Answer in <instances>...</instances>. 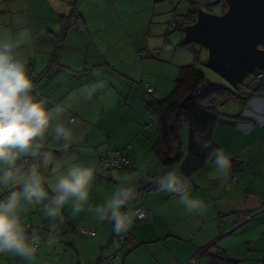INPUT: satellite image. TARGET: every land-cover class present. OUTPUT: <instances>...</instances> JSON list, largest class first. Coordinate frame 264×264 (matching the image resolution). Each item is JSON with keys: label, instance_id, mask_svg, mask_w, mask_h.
I'll return each mask as SVG.
<instances>
[{"label": "crops", "instance_id": "0c3cea01", "mask_svg": "<svg viewBox=\"0 0 264 264\" xmlns=\"http://www.w3.org/2000/svg\"><path fill=\"white\" fill-rule=\"evenodd\" d=\"M34 1L29 0L26 6L29 16L25 19L15 18V11L8 5L0 7V14L10 13V18L3 24L12 28L4 32L15 34L21 30L27 31L30 39L23 49V54L28 58L29 73L32 75L38 97L45 99L49 109L57 106L64 109L63 118L66 121L72 120L71 126L76 131V142L68 147L62 142L46 139L45 149L56 151L53 165L47 170L46 176L54 181L55 170L59 175L69 165L77 163L94 167L96 181L94 179L92 186L95 189L90 192L93 196L92 204L96 198H101L99 188L105 178L108 196L111 182L118 183L119 177L129 181L133 176L130 171L144 173V181L160 174L165 166L153 150L159 132L154 128L156 123L146 105L148 99H155L161 80L148 76V66L155 60L147 59L153 56L150 50H155L154 54H157L161 48L150 42L145 45L143 40L136 39L139 32L145 31L147 23H141L132 29L131 19L128 24L124 22L126 12L124 15L115 12L113 7L102 8L98 1L84 3L83 0H42L43 5H47L52 14L41 13L36 20L32 12ZM72 13L81 17L73 20V25L60 41L61 16ZM0 34L4 33L0 31ZM123 38L127 42L121 45ZM55 51L57 54L52 69L47 75L37 79L49 65ZM155 62L157 65L165 63ZM166 65L168 63L163 64L174 74L177 68ZM133 74H141V82L138 85L131 82ZM147 85L154 87L153 93L148 94ZM249 92L252 93L251 98L246 104H242L240 112L224 114L225 117L218 120L213 131L217 149L222 150L231 160L229 176L224 178L218 172L214 163L216 157L212 153L203 171L190 180L183 179V182L190 185L193 196L204 201L206 211L202 214L187 213L178 203V197L161 187L141 191L142 194L151 190L148 196L143 198V201L147 198L148 203L135 207L145 206L150 209L152 215L148 221L154 226H149L148 231L140 236L142 239H137V242L140 241L137 246H131L132 238L126 237L125 242L120 240L123 245H127L123 246L125 251H120L118 247L110 246L113 245L114 239L110 240V235L103 233L100 227L102 221L87 223L89 227L97 230V234L92 236L94 246H90L92 252L97 249V264H105V261L109 264H193L191 259L194 257L196 264H202L203 260L206 261L205 264H209V260L200 255L207 248L210 253H219L228 258L231 256L225 247H219L217 252H213L210 249L212 246L209 245L217 241L204 239L203 234L209 218L216 219L219 230H225L227 233L228 220H231L230 226H233L235 219L243 222L248 215L264 209V81L260 89ZM117 150L126 151L131 167L98 171L100 159L108 152ZM183 165L178 163L174 167L179 179L182 177L180 170ZM152 167H155L153 172L150 171ZM233 175L237 176V180L232 179ZM153 193L156 194L153 196ZM63 214L66 222L72 227L69 232H78L80 228L73 225L74 221L69 220L71 213L67 207L64 208ZM27 222L31 224L28 230L35 229L37 233L46 226L42 221L34 224ZM103 224L109 225L106 221ZM185 233L187 237L180 236ZM152 236H156L157 241L163 242L164 246H150L149 244L153 243ZM41 246L38 252L47 249ZM71 246H76V243L73 241ZM84 247L85 243L80 247L81 255L78 253L82 258L86 257L88 251ZM5 256L9 260L17 259L11 254ZM106 256L113 258L108 260ZM89 259L90 257L86 260ZM95 259L89 261L90 264ZM201 259L202 261H198Z\"/></svg>", "mask_w": 264, "mask_h": 264}, {"label": "clouds", "instance_id": "9594fccd", "mask_svg": "<svg viewBox=\"0 0 264 264\" xmlns=\"http://www.w3.org/2000/svg\"><path fill=\"white\" fill-rule=\"evenodd\" d=\"M29 39L26 30L0 34V195L7 193L0 199V254L33 264L41 244L51 247L57 240L50 235L45 241L35 229L28 230L22 220L27 204L46 200L45 215L54 221L63 220L65 207L73 214L91 212L100 221L111 223L114 232L122 233L137 218L136 210L130 207L137 194L130 181L119 177L113 194L93 206L90 192L94 167L77 163L69 165L54 181L46 176L54 161V154L45 149L46 139L68 147L76 142V131L71 126L73 121L63 118L64 109H49L45 99L38 97L28 58L23 54ZM213 154L218 172L227 178L232 168L229 156L220 149ZM157 182L178 197L187 213L206 211L204 201L193 196L190 185L181 181L175 170L166 171Z\"/></svg>", "mask_w": 264, "mask_h": 264}, {"label": "rangeland", "instance_id": "374dc122", "mask_svg": "<svg viewBox=\"0 0 264 264\" xmlns=\"http://www.w3.org/2000/svg\"><path fill=\"white\" fill-rule=\"evenodd\" d=\"M7 1L0 0V7H6L7 5L11 7L13 11H15V18L25 19L29 16V11L26 7L29 4V0ZM68 1L74 2V0ZM87 1H92L95 3L96 1H98L102 8L108 7L111 9L113 7V9H115V12L117 11V13H124V15L126 12V15L124 16V22L125 24H128L131 19L132 29L136 28L141 23H147L145 31L142 33L139 32L136 36V39L138 41L143 40L145 45L146 43L150 42L151 44L161 48V51L157 54H154L156 52L155 50H150L153 56H150L147 61L155 60L165 62L163 64L168 63V65L166 66H169L170 64L177 68L174 74H172L170 73L171 71H168L170 69L168 67H164L163 64L161 65L160 63H158L157 65V62L155 61L149 64L148 76L152 77L153 79L155 78V80L161 79L159 83V92L155 96V99L160 100L168 96L175 86L176 79L180 75L181 67L196 62V55L193 50L199 53L198 57L200 62H196V64L198 68L204 72L209 84L231 87L237 93L240 91V89L234 88L224 77H222L216 71L206 66V62H204V60L207 59L208 50L204 46L192 43L191 46L193 50L181 46V42L184 40V32L181 30V26L183 23L188 21L187 15L191 11V4L189 0H83L84 3H87ZM201 3V7L204 9H206L204 7L205 5H209L206 2ZM208 7L209 9L206 10L211 11V13L215 14H221L223 13V10L226 9V6L220 1L210 4ZM32 12L36 20L43 13H46L48 15L52 14V12L49 11L47 5H43L42 0H35L33 2ZM134 13H136V15H134ZM100 15L102 16V12H100ZM0 16V20L2 23L0 24V31L6 33L4 31L11 30L12 27L10 25L4 26L3 22L8 21L7 18H10V13H2L0 14ZM176 23H180V26L177 28L174 26ZM126 42L127 41L123 38L120 43L121 45H124ZM139 75L136 76L135 74H133L134 77L132 76L131 81L133 84L138 85L141 82V74ZM128 77L131 78L130 76ZM241 109L242 103L240 101H230L225 105L219 107L221 113L219 119L225 117L224 114H234L236 112H240ZM154 128H157V124H155ZM189 135V127L185 123L180 130V136L185 154L189 149ZM152 169H155V167H152L150 169V171L152 172L155 171ZM164 169L165 168L163 167V170L162 172H160V174L148 178L147 181H144V173H141L139 171H130L133 176L129 181L134 187L137 194V198L130 202V207L132 209L135 210V206L138 204H146L147 198L144 199L145 201H143V198L144 196H148L151 190L146 191V193H142L143 195L140 192L145 191L151 183L157 182L159 177L163 175ZM126 172L129 173L127 169ZM54 174L55 176H57L58 171L55 170ZM94 179L96 181V177ZM180 180L183 181V178L181 177ZM106 181L107 180L105 178L103 180L101 188H99V195L101 196V198H99V200L96 198L92 203L93 206L102 204L113 194L115 188L117 187L118 183L112 181L110 194L106 196L108 194V189L105 188ZM92 189L95 188L92 187ZM154 194L156 193H153V196ZM6 195L7 193L0 195V199H3ZM92 200L93 196L90 193V203L92 202ZM45 203H47L46 200L42 203L27 204V210L22 217L23 222H26L25 225L29 224V222L27 221H30L33 224L38 223L39 221L44 222L46 226L45 228L43 227L44 229L41 228L38 234L42 238H44L45 241L50 235L54 236L57 240V243L52 245L51 247H49L46 243H42L46 244V246L41 247H47V249H44L41 252L37 253V260L33 262V264H90L91 262L89 261H93L95 259V255L97 252V249L95 250V252H92V249L90 248V246H94V244H92V240L94 239V237H82L79 231L76 232L73 230L69 232L70 228L72 229V227L68 222H66L64 214L62 221H60L59 219H56L54 221L48 218L45 215ZM67 208L68 211H70V217L72 218H70L69 220L74 221L73 225H76L79 228L83 227L84 225H88L87 223L93 224L96 223V221H100L94 213L83 211L77 214H73L71 208ZM246 218L247 219L243 222H241V220L235 219V223L233 224V226H230L232 222L231 220H228V222H226L229 226L227 230V233H229L228 235H226L227 233L225 232V230H219L216 219L209 218L204 226L203 237L204 239L211 238L217 241L215 242V244L209 245L212 246L210 249L213 252H217L219 247L228 248L227 251H229V254L232 256H229V258L238 261V264H264V209L252 213ZM103 223L104 221H102L100 224L103 233L106 236L109 234L110 240L111 238L114 239L113 245L111 244L110 246H116L120 249V251L123 252L125 251L123 246L127 245H123L120 242L121 237H131L132 241H130V245L137 246V244L140 242H137V239H142L140 236L148 231V229L150 228L149 226H154L151 221L141 222L136 218L127 231L116 233L113 231V225L111 223H109V225L107 226H105ZM89 226L90 225H88V227ZM180 236L187 237V234H181ZM152 237L153 238H151V241H153V243H150V246H160V244L164 246L163 242L157 241L156 236ZM97 238H99V236H97ZM168 240H170V238H168ZM73 241L76 243V246H71L73 244ZM83 243H85L84 248L88 250L85 258H82L80 256V247H83ZM65 244H69L70 246H65ZM139 245L141 246V243ZM106 251H108V249H106ZM78 253L80 255H78ZM89 257L90 259L86 260ZM105 258L109 259L110 257L106 256ZM198 261H202V259ZM105 262V264H109L108 261ZM205 262L206 261L203 260L202 264H205ZM24 263L29 264L28 261H24L18 257L15 260H9L7 259V256H2V254H0V264ZM97 263L98 259H95V261L92 262V264Z\"/></svg>", "mask_w": 264, "mask_h": 264}, {"label": "trees", "instance_id": "16d2710c", "mask_svg": "<svg viewBox=\"0 0 264 264\" xmlns=\"http://www.w3.org/2000/svg\"><path fill=\"white\" fill-rule=\"evenodd\" d=\"M189 1L191 11L187 15L188 21L181 26L182 31L185 25L196 21L197 9L202 4L198 0ZM208 6L205 5L204 7L209 9ZM79 17L81 15L74 13L61 16L60 41L63 40L62 38H64L68 29L73 25V20L75 21ZM174 26L177 28L180 26V23H176ZM191 44L184 40L181 42V46L193 50ZM193 52L196 55V62H200L199 53L194 50ZM56 54L57 51L53 53L49 65L39 74L37 79L49 73L53 67ZM144 55L146 56V52H144ZM196 62L181 67L180 75L176 79L175 86L168 96L160 100L148 99L146 105L149 114L157 124L159 132V138L154 143L153 150L163 162L165 172L174 170L175 165L178 163L185 164L182 174V178L185 180H190L203 171L207 167L208 160L213 151L217 149L213 140V131L221 115L219 107L236 100L242 102V104H246L252 95L249 91L260 89L263 83L259 84L256 88L246 90L243 87V82H241L235 87L236 89H240L237 93L231 87L209 84L204 72L198 68ZM238 116L241 117V114ZM185 123L188 125L190 131L189 149L186 154L180 136V130ZM203 144L209 146L202 147ZM50 152L54 154L55 158L56 151ZM45 187L49 191L47 185ZM156 187H160L158 182L151 183L147 189ZM200 255L206 257L209 260V264H238V261L222 256L219 253H210L209 248L202 251Z\"/></svg>", "mask_w": 264, "mask_h": 264}, {"label": "water", "instance_id": "95a60500", "mask_svg": "<svg viewBox=\"0 0 264 264\" xmlns=\"http://www.w3.org/2000/svg\"><path fill=\"white\" fill-rule=\"evenodd\" d=\"M220 2L226 6L221 14L198 7L196 21L183 27L184 41L204 46L206 66L235 88L252 72L264 71V0Z\"/></svg>", "mask_w": 264, "mask_h": 264}, {"label": "built area", "instance_id": "2783aa9c", "mask_svg": "<svg viewBox=\"0 0 264 264\" xmlns=\"http://www.w3.org/2000/svg\"><path fill=\"white\" fill-rule=\"evenodd\" d=\"M199 2H206V3H213L218 2L220 0H198ZM145 56V55H144ZM264 80V71H255L249 74L246 78H244L243 87L246 90H249L251 88H256L259 84H261ZM147 91L148 94L153 93L154 87L151 85H147ZM131 163L129 158L127 157L125 150H117L115 152H108L106 155H104L97 166L98 171L102 170H121L125 168H130ZM233 180H237V176H232ZM177 197V196H176ZM137 212V219L141 222L148 221L151 218L152 212L150 209H148L145 206H139L136 209ZM246 219V218H245ZM244 219V220H245ZM243 220V219H242ZM29 228H31V224H27ZM80 234L83 237H92L97 234V230L95 228H91L88 226L80 227L79 229ZM121 242H125L126 240L121 237ZM113 257L111 256L108 260H111ZM191 262L193 264H196V257L191 259Z\"/></svg>", "mask_w": 264, "mask_h": 264}]
</instances>
